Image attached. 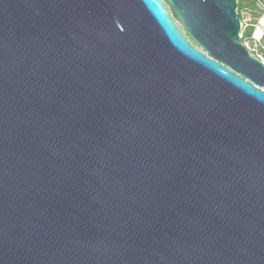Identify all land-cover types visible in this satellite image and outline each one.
I'll return each instance as SVG.
<instances>
[{
  "label": "water",
  "instance_id": "1",
  "mask_svg": "<svg viewBox=\"0 0 264 264\" xmlns=\"http://www.w3.org/2000/svg\"><path fill=\"white\" fill-rule=\"evenodd\" d=\"M238 0H0V264H264V62Z\"/></svg>",
  "mask_w": 264,
  "mask_h": 264
},
{
  "label": "built area",
  "instance_id": "2",
  "mask_svg": "<svg viewBox=\"0 0 264 264\" xmlns=\"http://www.w3.org/2000/svg\"><path fill=\"white\" fill-rule=\"evenodd\" d=\"M262 21L263 18L260 19L257 29L254 28V24L252 25L251 29L249 28V30L243 22V27L241 33L239 34V38L251 53L264 62V30L262 29V27H264V22ZM249 26L250 25H248V27Z\"/></svg>",
  "mask_w": 264,
  "mask_h": 264
},
{
  "label": "rangeland",
  "instance_id": "3",
  "mask_svg": "<svg viewBox=\"0 0 264 264\" xmlns=\"http://www.w3.org/2000/svg\"><path fill=\"white\" fill-rule=\"evenodd\" d=\"M240 3L239 11L242 14L243 22L247 29L252 28V25L260 23V19L264 16V0H238ZM248 25H250L248 27ZM245 27V28H246ZM264 30V27H262Z\"/></svg>",
  "mask_w": 264,
  "mask_h": 264
},
{
  "label": "bare ground",
  "instance_id": "4",
  "mask_svg": "<svg viewBox=\"0 0 264 264\" xmlns=\"http://www.w3.org/2000/svg\"><path fill=\"white\" fill-rule=\"evenodd\" d=\"M262 18H263V21L262 22H264V16Z\"/></svg>",
  "mask_w": 264,
  "mask_h": 264
},
{
  "label": "trees",
  "instance_id": "5",
  "mask_svg": "<svg viewBox=\"0 0 264 264\" xmlns=\"http://www.w3.org/2000/svg\"><path fill=\"white\" fill-rule=\"evenodd\" d=\"M239 9H240V3H239Z\"/></svg>",
  "mask_w": 264,
  "mask_h": 264
}]
</instances>
